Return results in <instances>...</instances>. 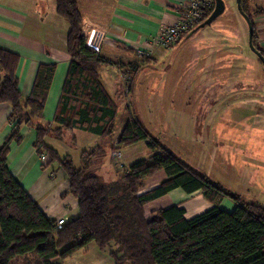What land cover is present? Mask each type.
I'll return each instance as SVG.
<instances>
[{"label": "trees", "instance_id": "trees-1", "mask_svg": "<svg viewBox=\"0 0 264 264\" xmlns=\"http://www.w3.org/2000/svg\"><path fill=\"white\" fill-rule=\"evenodd\" d=\"M211 2L203 17L182 33L176 45L205 26L201 27L214 8V0ZM247 2L241 0V5L252 21ZM55 3L56 13L68 23L70 62L52 124H41L39 119L43 117L55 63L39 64L32 89L23 98L16 74L19 55L0 48V103L10 105L8 121L12 124L0 146V264H11L19 257L26 264H56L57 259L73 255L90 242L99 249L113 246L109 253L114 264H264V205L245 202L195 171L153 137L130 109L115 133L118 103L101 81L103 66L110 62L86 46L76 1ZM182 11L179 5L177 13ZM256 13L264 14V9ZM253 45L264 56L255 29ZM136 64L115 65L119 71L129 67L125 73L129 88L125 92L122 86L121 93H131ZM22 125L34 129L37 155H47L48 164L63 170L68 181L66 192L77 201L76 214L60 228L57 218L44 214L8 168L9 145L21 141ZM74 130L102 138L91 149L82 150L79 167L70 154L61 155L45 140L46 136L63 140L68 133L73 146ZM139 142H144L150 151L149 158L136 160L127 168L114 162L118 174L109 170V180H105L99 173L105 150L110 152V159L116 160L120 147ZM159 172L164 175L159 184L141 191L145 180ZM174 188L185 193L200 191L211 206L191 218H186L184 208L178 205L156 209L147 217L144 206ZM224 198L234 203L232 210L220 207Z\"/></svg>", "mask_w": 264, "mask_h": 264}, {"label": "rangeland", "instance_id": "rangeland-1", "mask_svg": "<svg viewBox=\"0 0 264 264\" xmlns=\"http://www.w3.org/2000/svg\"><path fill=\"white\" fill-rule=\"evenodd\" d=\"M223 3L224 11L204 26L205 31L212 33L206 35L198 29L190 38L183 40L180 47L178 44L169 49L164 61L143 67L144 70L138 73L134 81L137 82V100L131 93H121L119 88L115 93L113 85L116 82V70L111 68L109 73L106 71L101 77L107 92L118 103L114 119L115 133L119 132L127 110H136L135 114L144 128L195 171L207 175L245 202L258 201L264 205V67L248 45L247 25L237 10L236 0H223ZM247 5L257 42L261 44L264 29L260 27L264 24V14L256 12L264 9V0H248ZM236 19H240L243 24L241 32L237 29ZM235 34L241 37L239 47L233 49L237 54L232 58H229L227 52L224 55L227 58L226 65L230 63L234 69L232 81L237 77L235 75L245 76L244 79L238 78L242 79V87L237 91L229 88L228 91H220L216 97L215 89L202 87V82L196 81L195 73L203 71L206 65L204 58L207 56L204 52L207 49L204 48L225 42L222 39L231 44ZM261 46L264 49V44ZM134 64L135 69H139L143 62L137 60ZM153 65L159 71L151 68ZM222 65L215 62L213 67L219 72ZM128 68L126 66L120 72L125 74ZM160 84L162 92L158 88ZM161 96L165 99L159 103ZM64 138L67 145L54 139L52 143L50 140L46 142L61 155L69 152L75 165H80L79 155L82 150H89L102 141V138L81 130H77L76 140L71 147L69 134ZM142 143H138V151L134 152L137 153L136 159H131L132 146L120 147L118 151L121 156L116 160L110 159V152L105 150L101 167L116 175L118 173L114 169V162H118V167L120 162L127 168L136 160L148 159L150 151ZM227 201L231 200L225 198L223 207ZM112 247L110 245L99 249L90 242L63 259V264H114L109 253ZM11 264L26 263L24 258L19 257Z\"/></svg>", "mask_w": 264, "mask_h": 264}, {"label": "crops", "instance_id": "crops-1", "mask_svg": "<svg viewBox=\"0 0 264 264\" xmlns=\"http://www.w3.org/2000/svg\"><path fill=\"white\" fill-rule=\"evenodd\" d=\"M75 1L82 16V32L87 39L86 46L95 50L101 57L110 62L108 65L103 66L101 76L106 71L109 73L111 68L116 70L118 77L116 76L113 87L115 93H117V89H120L123 83L119 75L120 67L115 65L117 63L127 65L135 63L138 60L137 50L146 47L145 42L157 33L159 27L173 24L177 20L178 7L183 0ZM236 20L237 25H235L241 32L243 24L240 19ZM260 28L264 29V24ZM67 30V21L56 13L55 0H0V48L19 55L16 74L23 98L28 96L32 89L39 64L55 63V72L45 101L43 117L39 119L41 124H52L70 62V56L67 53ZM205 30V27L200 28L203 34L212 33ZM262 33L260 45L264 44V31ZM230 36L232 37V35ZM240 38L239 34H235L231 44L222 39L225 41L221 42L222 44L216 41L217 46L208 45L204 48L207 49V52H204V55L207 56V58H204L206 65L203 67V71L198 70L195 73L196 81L198 83L201 81L202 87L214 88L216 97L220 95V91L221 93L229 89L237 91L242 87V79L238 78L245 76L235 75L237 77H234L232 81L234 69L230 63L226 65L227 58L224 55L227 52L229 58H232L231 56L237 54L233 49L237 50L239 47ZM181 43H179V47ZM168 50L159 46L153 48L150 55L142 61L145 63L138 69L133 81H135L138 73L144 70L145 65L153 63L158 65L164 61L168 55ZM215 62L223 63L219 72L213 67ZM155 65L151 68L157 70ZM237 69L239 68L235 70ZM133 83L131 95L137 100V82ZM103 86L105 87L104 84ZM158 88L162 92L161 84ZM161 97L159 103L162 102L160 100L165 99V97ZM252 101L256 102V99ZM9 113L10 105L0 103V146L12 128L11 122L8 121ZM133 113L135 114L136 110ZM19 132L22 136L21 141H12L7 154V165L11 174L29 196L37 202L46 216L53 219L58 217L68 219L74 216L77 212V201L71 194L66 192L68 181L63 170L56 168L54 164H48L49 157L47 155H43L44 158L37 155L34 145L35 131L32 127L22 125ZM76 132L77 130H74L72 133L75 137ZM65 135H68V133H65ZM69 136V140H71V135L69 134ZM53 139L67 143L65 138L60 140L52 136L45 137V140H50L51 143ZM71 146L72 144H70ZM137 146L138 143L132 145L130 152L133 155L131 159H136L137 153L134 152L138 151ZM67 154L70 153L67 152ZM42 165L45 167L43 168ZM75 166L79 167L80 165ZM99 173L102 176L104 174L106 180H109L107 177V174L110 176L109 170H103L101 167ZM163 178L164 175L159 172L153 178L146 179L141 191L155 187ZM224 200L225 198L221 201L220 207L228 211L232 210L234 203L227 201L228 203L223 207L222 202ZM171 205L183 207L186 218H191L211 206L204 200L200 191L185 193L180 188H174L147 203L144 206L145 214L150 217L152 211ZM56 262L63 264V260L57 259Z\"/></svg>", "mask_w": 264, "mask_h": 264}, {"label": "built area", "instance_id": "built-area-1", "mask_svg": "<svg viewBox=\"0 0 264 264\" xmlns=\"http://www.w3.org/2000/svg\"><path fill=\"white\" fill-rule=\"evenodd\" d=\"M211 0H183L180 6L183 8L182 13H177V20L173 24L162 25L157 33L145 42V48L137 50V59L142 61L146 59L153 48L163 47L169 49L176 45L182 33L191 28L194 23H197L202 17L207 8L211 7ZM122 80V86L126 92L129 88V82L126 79L124 72L119 71ZM121 153L117 151L115 158H120ZM44 158V156H41ZM66 222L64 217H58L56 220L57 227L60 228Z\"/></svg>", "mask_w": 264, "mask_h": 264}, {"label": "water", "instance_id": "water-1", "mask_svg": "<svg viewBox=\"0 0 264 264\" xmlns=\"http://www.w3.org/2000/svg\"><path fill=\"white\" fill-rule=\"evenodd\" d=\"M236 7H237L238 12L243 17V19H244V21L246 22V25H247V29H248V45L252 49V51L257 55V57L260 59L262 65L264 67V56L253 45L254 28H253L252 21L250 20L249 16L244 12V10L242 8V5H241V0H236ZM223 11H224L223 0H214V8H213L211 14L208 16V18L201 25V27H203L204 25L210 24Z\"/></svg>", "mask_w": 264, "mask_h": 264}]
</instances>
